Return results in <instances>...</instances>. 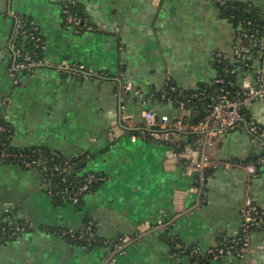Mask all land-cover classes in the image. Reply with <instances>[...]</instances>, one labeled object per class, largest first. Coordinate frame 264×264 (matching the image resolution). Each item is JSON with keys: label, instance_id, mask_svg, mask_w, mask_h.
<instances>
[{"label": "crops", "instance_id": "crops-1", "mask_svg": "<svg viewBox=\"0 0 264 264\" xmlns=\"http://www.w3.org/2000/svg\"><path fill=\"white\" fill-rule=\"evenodd\" d=\"M66 2H75L95 30L66 28ZM237 4L264 16V0H0V114L11 126L12 145L85 156L86 170L104 178L80 205L56 203L39 170L0 162V221L30 227L0 242V264H189L175 255L167 235L206 259L209 249L240 235L248 196L264 210L260 139L242 132L218 139L209 149L214 166L202 183L193 169L197 137L147 128L142 118L149 109L171 121L188 117L160 94L169 85L184 92L213 85L217 56L249 49L228 17V7ZM19 18L38 28L48 64L15 83L12 40ZM64 63L84 71L74 74ZM254 73L247 76L251 82ZM246 115L264 127V100ZM252 164L255 174L246 170ZM88 224L106 242L128 240L124 253L116 245L89 247L59 235L83 233ZM250 245L245 258L211 264H264V227L251 233Z\"/></svg>", "mask_w": 264, "mask_h": 264}, {"label": "built area", "instance_id": "built-area-1", "mask_svg": "<svg viewBox=\"0 0 264 264\" xmlns=\"http://www.w3.org/2000/svg\"><path fill=\"white\" fill-rule=\"evenodd\" d=\"M236 8V7H234ZM62 17L66 28L73 30L77 34L94 31V25L88 18L80 15L75 8V2H66L62 8ZM249 25L251 23H248ZM238 37L249 42L247 51L243 48H234V55L226 57L218 55L216 64L219 69L218 78L213 85L219 88L214 90V94L207 95L204 91L194 92L185 95L183 90H179L175 85H169L162 93L161 99L168 102L170 97L180 98L177 106L188 112V117L171 121L166 114H161L155 109L144 110L142 118L147 128L160 127L175 133L193 134L198 139L199 157L193 169L197 173L202 183L206 181L207 170L214 166L211 161L209 149L216 144L217 140L234 132L251 134L262 141L264 145V127L251 123L247 119L246 112L257 101L264 100V28L255 30V33H248L243 24L237 26ZM38 28L32 26L25 18H19L13 34L12 46L15 54V62L12 67V79L17 83V77L21 74H31L39 65L48 64L45 58H37L36 53L24 54L16 49V39L19 35L30 38L35 42L36 49L45 50L44 42L38 37ZM255 61L259 65L255 67ZM63 68L74 74L84 71L81 66H73L64 63ZM254 73V81L247 79L250 72ZM196 101L204 104V118L199 123H192L189 117L195 113ZM172 102V101H170ZM4 118V117H3ZM122 121L132 124V117L122 114ZM6 120V118H4ZM7 121V120H6ZM1 132H8L4 127H0ZM18 160L20 166L24 168L41 170L50 174L54 182L48 183V195L52 198L61 197L65 202L78 205L81 196L88 192L94 185L104 181L102 176L88 173L80 175L81 179L74 181V167L68 161H62L61 156L56 153L51 158H46L40 162L33 156L24 153L11 151L6 143H0V161ZM231 165L228 164L227 168ZM246 170L250 174H255L254 164L247 165ZM55 180H57L55 182ZM242 229L240 235L225 244L218 245L207 251L206 259L211 258L217 261L226 256L245 258L251 252L250 235L253 231L264 227V210L260 209L248 196L242 207ZM161 227L167 226L162 221L158 222ZM29 226L23 223H14L11 219L0 221V242L8 239H16L29 230ZM63 237L80 240L92 247L95 244L103 243L116 245L117 253L123 254L127 248V241L106 242L99 239L94 231L93 224H89L83 233H74L71 230H63L59 234ZM176 241V240H175ZM186 248L180 242L175 244L174 249L178 253H183ZM185 250V249H184ZM202 252L198 248H192L188 252V257L194 259ZM177 255V254H175Z\"/></svg>", "mask_w": 264, "mask_h": 264}, {"label": "trees", "instance_id": "trees-1", "mask_svg": "<svg viewBox=\"0 0 264 264\" xmlns=\"http://www.w3.org/2000/svg\"><path fill=\"white\" fill-rule=\"evenodd\" d=\"M235 6L233 7H228V17L230 18L231 22L234 24V26H238L239 24H243V27L244 29L248 32V33H255L254 31L257 29V30H262V28H264V16H262V14H260L256 9L255 7H253L252 5H249V4H237L236 5V8H234ZM75 8H76V11L82 15V16H86L84 14H82L81 12L78 11L77 9V6L75 5ZM30 24H32L30 21H28ZM248 23H251L250 25ZM32 26H34L32 24ZM35 27V26H34ZM264 30V29H263ZM38 33V37H40L42 39V41L44 42L39 30L37 31ZM16 49H19L21 50L22 53L24 54H32L34 55V53H36L37 55V58H45V55H44V51L40 50V49H36L35 47V42L32 41L30 38H26L24 37V35H19L16 39ZM219 70V69H218ZM216 88H219L218 85H211V86H201L198 90H195V91H186L184 94L185 95H190L194 92H198V91H204L207 95H212L214 94V90ZM161 95L162 93L160 94V99H161ZM176 98V97H175ZM173 97H170V101L174 102L176 105H178V103L180 101H182L180 98H177L175 99ZM185 100H183L182 102H184ZM197 104V107L195 109V113H193L190 117H189V120L196 124V123H199L203 118H204V109H205V106L204 104H202L201 102L199 101H196ZM0 127H4L5 129L11 131V135H12V130H11V126L10 124L3 118V116L0 114ZM10 135L8 134V132H1L0 131V143H6V145L8 146V148L13 151V152H20V153H24L28 156H33L35 158H37L40 162H42L44 159H48V158H51L54 154L58 153L60 156H61V160L62 161H68L73 167H74V173H73V176H74V181H77L79 179H81V176L80 175H83V174H88V173H92V174H95L96 176H100L99 174L97 173H93V172H88L86 170L87 168V159L85 156H75V157H72V158H66L64 157L60 152L58 151H54V150H50L46 147H43V146H39V147H34V148H29V149H24V150H21V149H17L15 148L13 145H12V137H9ZM1 163L3 164H18V165H21L18 160H7V161H0ZM42 175L44 176L45 180L47 183H50L52 184L54 182L52 176H50V174H45L43 173L41 170H39ZM57 180H55L56 182ZM101 183V182H100ZM99 183V184H100ZM99 184H96L92 187L91 189V192L93 190H95L97 188V186ZM90 193V192H88ZM86 193V194H88ZM86 194H83L81 196V201L80 203L82 202L83 200V197L86 195ZM52 199L54 200V202L56 203H67L65 202L61 197L59 196H55V197H52ZM80 203L78 205H80ZM12 222L14 223H19V221H16V220H13L11 219ZM89 225V224H88ZM173 238L169 235H167L166 237V240L168 241V243L171 245L172 247V250L175 254H177V256H185V257H188V252L191 250V249H188V248H184L183 249V253H178V250H175L174 247H175V244L178 242V241H175V240H172ZM8 240H12V239H8ZM8 240H3L1 242H6ZM98 245H100L98 243ZM195 248V247H193ZM190 259V263L189 264H211L212 262V259L211 258H207V259H204L201 255V253L199 255H197L196 258L192 259L190 257H188Z\"/></svg>", "mask_w": 264, "mask_h": 264}, {"label": "water", "instance_id": "water-1", "mask_svg": "<svg viewBox=\"0 0 264 264\" xmlns=\"http://www.w3.org/2000/svg\"><path fill=\"white\" fill-rule=\"evenodd\" d=\"M156 128H158V126ZM194 175H196V174H194Z\"/></svg>", "mask_w": 264, "mask_h": 264}]
</instances>
